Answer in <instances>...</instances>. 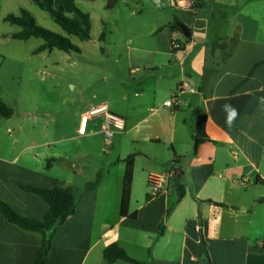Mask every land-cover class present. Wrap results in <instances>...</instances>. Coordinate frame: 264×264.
Instances as JSON below:
<instances>
[{
	"label": "crops",
	"instance_id": "1",
	"mask_svg": "<svg viewBox=\"0 0 264 264\" xmlns=\"http://www.w3.org/2000/svg\"><path fill=\"white\" fill-rule=\"evenodd\" d=\"M31 1L0 0V44L18 41L12 36L22 28L5 18L28 11ZM145 2L154 8H145ZM55 3L69 11L76 0ZM165 6L173 9L172 17L161 26L156 22L148 40L126 50L120 45L123 51L112 55L119 81L95 92L77 115V133L91 147L84 156L30 155L32 148H50V143L31 146L25 137L14 139L8 127L12 118H2L0 198L40 221L48 204L19 184L71 187L78 199L77 213L56 233L46 264H107L104 251L115 243L140 264H206L202 238L212 264H264V0H109L107 9L124 7L142 17ZM177 18L189 38L163 28ZM234 38L235 49L221 64ZM101 43L109 45L106 39ZM216 43L228 45L227 50L213 52ZM43 44L32 54L53 53L34 54ZM173 97L179 103L166 107ZM224 105L238 111L231 127ZM100 106L125 120V130L110 143L100 142L102 119L82 122ZM197 140L203 142L194 154ZM130 156H135L134 177L124 218ZM179 171L181 180H174ZM156 177L164 180L159 194ZM179 186L186 192L180 201ZM42 242V235L21 230L0 213V264H34Z\"/></svg>",
	"mask_w": 264,
	"mask_h": 264
},
{
	"label": "rangeland",
	"instance_id": "2",
	"mask_svg": "<svg viewBox=\"0 0 264 264\" xmlns=\"http://www.w3.org/2000/svg\"><path fill=\"white\" fill-rule=\"evenodd\" d=\"M108 1L76 0V5L91 17V40L87 42H82L77 37H69L46 12L32 1L29 4L28 11L39 26L69 38L74 45L81 48V54L54 50L51 54L38 57L32 51L43 40L36 38L28 42L12 41L0 44V96L14 111L8 125L14 130V139L23 140L21 138L25 137L31 146L50 143V148H32L30 155L46 151L84 156L91 147L88 139H81L77 133L81 121L77 115L85 110L87 102L95 92L106 87L108 82L113 85L114 80L119 81L120 71L115 68L117 66H114L112 55L123 51L122 47L126 50L133 43L148 40L152 26L156 22L159 26L163 25L174 13L173 9L165 6L155 9L156 14L132 16L124 7L122 10L110 12L107 9ZM144 5L145 8H154L150 2H145ZM66 15L72 17V10L66 11ZM104 22L107 23L108 32ZM104 30L106 42L109 44L105 47L99 41ZM114 45H117L116 49L112 48ZM109 78L113 79L108 80ZM26 121L28 122L22 128V123ZM1 122L4 125L6 121L0 117V127ZM19 127L21 130H18ZM68 137L72 140L59 145L51 144ZM100 140L101 143H110L113 139L106 138L102 133ZM96 150L97 147L93 146V151ZM48 163L47 161L44 166L47 167ZM57 170L58 167H55L54 171Z\"/></svg>",
	"mask_w": 264,
	"mask_h": 264
},
{
	"label": "trees",
	"instance_id": "3",
	"mask_svg": "<svg viewBox=\"0 0 264 264\" xmlns=\"http://www.w3.org/2000/svg\"><path fill=\"white\" fill-rule=\"evenodd\" d=\"M32 3L42 11L46 12L53 21L59 25L62 30L69 37H77L82 42L91 40L92 23L89 14L83 12L77 5H72V17L66 15L65 7L63 4H56L55 0H32ZM110 7V6H109ZM5 22L22 28V31L12 36L13 40L28 41L32 38L42 39L44 44L34 51V54H40L42 52L59 50L61 52L71 54H81V49L74 45L69 38L63 37L56 33H53L41 26H39L33 17V15L27 11L22 10L20 16L9 15L5 18ZM178 25L184 26L178 19H175L173 23L166 25L163 28L171 29L173 32L182 33ZM162 28V29H163ZM106 37V30H104L100 36L99 41L103 42ZM237 39L230 41V48L227 50V46L223 43H216L213 46V52L217 49L227 50L222 55V63H225L232 52L235 49ZM177 45V42L174 43ZM178 46L177 49H179ZM220 64V65H221ZM1 93V90H0ZM14 115V111L7 106L0 96V117L4 119H10ZM203 141L197 140L194 154L197 153L198 145ZM135 156H130L127 160V169L124 179V190L121 202V216H129L130 198L133 184V164ZM177 163V160H176ZM177 174H174V180H176ZM19 187L30 194L37 195L49 206V210L43 220H36L26 215L17 213L9 204L0 198V213L7 219V221L20 228L21 230L38 233L43 236V242L38 249L36 260L34 264H46L52 250L53 240L58 230L67 222V220L76 215L78 199L71 187L56 186L54 188H38L29 185L19 184ZM179 201L185 197V188L179 186L178 188ZM153 198L147 196V199ZM207 203H213L207 201ZM221 205V204H220ZM223 206V205H222ZM170 210L167 212L169 213ZM132 219H136V214L130 216ZM202 245L204 248V260L206 264H212L210 255L207 249V244L202 238ZM104 258L107 264H114L118 261L129 264H140L138 261L132 259L125 249L118 244H112L108 246L104 251Z\"/></svg>",
	"mask_w": 264,
	"mask_h": 264
},
{
	"label": "built area",
	"instance_id": "4",
	"mask_svg": "<svg viewBox=\"0 0 264 264\" xmlns=\"http://www.w3.org/2000/svg\"><path fill=\"white\" fill-rule=\"evenodd\" d=\"M179 103L177 97H173L172 99L168 100L164 105L166 107L174 108ZM102 119V127L101 131L104 134V136L108 139H112L117 133L123 132L125 130V120L113 114L106 106H100L97 108L91 109L88 113H86L83 118L82 122L83 125L87 124V122L92 120H98ZM81 134L85 133V127L82 126L81 128ZM168 178H165V180H168ZM164 180L156 177L154 178V188L156 190V194L160 193V190L162 188V183Z\"/></svg>",
	"mask_w": 264,
	"mask_h": 264
},
{
	"label": "clouds",
	"instance_id": "5",
	"mask_svg": "<svg viewBox=\"0 0 264 264\" xmlns=\"http://www.w3.org/2000/svg\"><path fill=\"white\" fill-rule=\"evenodd\" d=\"M224 110L227 112L226 123L229 127L233 125L234 120L238 116V111L231 105H224Z\"/></svg>",
	"mask_w": 264,
	"mask_h": 264
},
{
	"label": "water",
	"instance_id": "6",
	"mask_svg": "<svg viewBox=\"0 0 264 264\" xmlns=\"http://www.w3.org/2000/svg\"><path fill=\"white\" fill-rule=\"evenodd\" d=\"M179 28L182 31V34L186 37L189 38L190 37V32L188 30V28H186V26H182V25H178ZM182 177V172L179 171L178 175H177V179L180 181Z\"/></svg>",
	"mask_w": 264,
	"mask_h": 264
}]
</instances>
